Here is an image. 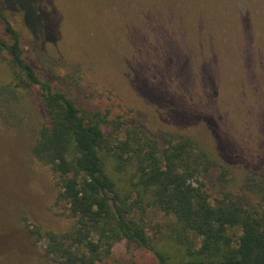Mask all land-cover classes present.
Instances as JSON below:
<instances>
[{
	"label": "rangeland",
	"instance_id": "374dc122",
	"mask_svg": "<svg viewBox=\"0 0 264 264\" xmlns=\"http://www.w3.org/2000/svg\"><path fill=\"white\" fill-rule=\"evenodd\" d=\"M127 1L0 0L20 35L25 59L78 106L100 112L107 121L142 128L160 142L175 134L193 138L210 157L208 170L194 183L211 200L230 196L246 205L262 202L263 23L249 42L234 40L228 49L200 32L189 33L157 0H137L132 7ZM33 30L40 33V44ZM2 31L0 23V36ZM172 38L189 65L184 75L190 84L174 73L182 63L176 69L167 59ZM247 50L254 81L241 68ZM227 56L237 63L230 58V66ZM207 63L213 82L204 72ZM7 81L0 57V85ZM15 107L0 103V264H52L44 256L46 233H60L70 221L55 202L54 174L30 154L43 109L33 101ZM145 220L149 237H166L174 225L151 208ZM155 263L152 252L123 240L102 264Z\"/></svg>",
	"mask_w": 264,
	"mask_h": 264
},
{
	"label": "trees",
	"instance_id": "16d2710c",
	"mask_svg": "<svg viewBox=\"0 0 264 264\" xmlns=\"http://www.w3.org/2000/svg\"><path fill=\"white\" fill-rule=\"evenodd\" d=\"M157 1L189 33L197 36L200 32L211 42L226 43L228 49L234 46L231 41L249 42L262 23L264 34V0ZM134 3L137 0L127 1L129 7ZM5 4L0 2V57L8 81L0 85V103L16 109L21 101H33L42 107L44 119L30 154L54 174L58 186L55 202L70 221L64 231L46 233V260L52 264H102L113 246L125 240L152 252L155 264H264V199L251 205L230 196L211 200L194 183L197 175L208 170L210 157L193 138L175 134L160 142L142 128L107 121L100 112L78 106L25 59ZM34 6L39 13L38 3ZM32 33L40 44V33ZM168 46L172 52L167 59L173 67L182 63L174 73L186 78L189 65L183 52L174 38ZM230 58L237 63L238 58L227 56L230 66ZM241 60V68L254 81L249 50ZM212 71V65L205 64L211 82ZM190 83V79L185 82ZM262 122L264 126V116ZM107 126L109 132L104 130ZM149 208L173 219L166 237L148 236L145 212Z\"/></svg>",
	"mask_w": 264,
	"mask_h": 264
}]
</instances>
